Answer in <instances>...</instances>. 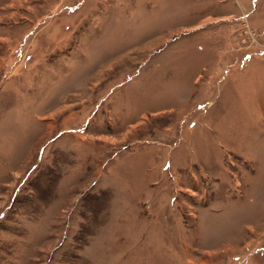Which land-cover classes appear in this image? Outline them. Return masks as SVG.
Returning <instances> with one entry per match:
<instances>
[{"label":"rangeland","instance_id":"rangeland-1","mask_svg":"<svg viewBox=\"0 0 264 264\" xmlns=\"http://www.w3.org/2000/svg\"><path fill=\"white\" fill-rule=\"evenodd\" d=\"M0 264H264V0H0Z\"/></svg>","mask_w":264,"mask_h":264}]
</instances>
